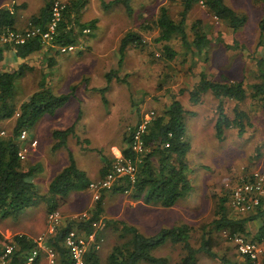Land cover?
<instances>
[{
    "label": "rangeland",
    "instance_id": "374dc122",
    "mask_svg": "<svg viewBox=\"0 0 264 264\" xmlns=\"http://www.w3.org/2000/svg\"><path fill=\"white\" fill-rule=\"evenodd\" d=\"M53 1L67 4L72 0ZM82 1L86 4L81 12V22L87 24L95 20L96 30L91 35L86 34L83 43L72 52L62 53L58 47L44 50L38 62L25 72L14 102L18 108L39 89L45 61L54 59L56 64L49 67L53 73L51 87L57 95L71 94L69 103L54 116L42 117L37 126L27 132L26 139L29 140L26 142L35 141L36 145L30 147L29 144L21 159L25 167H41V173L34 179L40 195L47 194L46 166H57L60 170L61 166L68 163L69 156L77 164L80 159L84 172L95 174L90 183L98 184L102 181L98 175L102 165L101 156H120L121 133L127 127L135 126L141 118L148 121L161 114L170 105L172 96H176L190 114L186 116V125L187 140L192 145L188 155L194 187L191 197L168 209L136 202L129 194L108 192L103 200V218L125 221L147 236H154L163 228L187 225L193 229L191 242L195 247L200 245L201 236L206 231L213 251L220 258L242 261L234 238L227 232L213 230L211 222L215 219L218 197L229 193L237 182L253 172L264 171L263 102L252 97L240 104L224 100L226 114L232 118L234 107L238 105L240 110L249 115L251 127L242 137L237 136L234 128L229 129L225 139L218 140L215 130L218 101L208 94L199 104H192L189 95L181 91L191 88L194 83L190 71L191 61H185L181 56L173 61L163 60L160 46L155 42L157 32L147 30L152 27L160 8L164 6L178 20L180 0H132L129 3L131 13L127 12L123 3L109 4L114 0ZM225 1L229 6L240 11L242 9L247 18L245 27L235 36L200 4L187 17L188 31L195 21L201 20L214 42L218 33L224 34L222 39L226 42L213 44L208 62L195 59L197 71L205 72L210 80L217 82H243L248 94L252 95L253 86L258 82L257 63L264 56V42L259 46V22L264 18V4L260 0ZM45 3L46 0H0V8H18L13 9L15 26L22 32L26 30L30 18L38 15ZM130 30L138 31L144 46L128 49L124 64L119 67L120 40ZM173 43L175 49L181 52L179 42ZM111 70H118L120 80H113L108 85L105 73ZM105 88L106 91L101 93ZM73 124H76L75 136L69 137L66 147L53 152L52 128H68ZM13 126L12 119L0 121V132L6 135ZM18 143L21 148L23 141L19 140ZM51 171L56 170L49 169V173ZM96 200L95 191L88 188L82 193L70 194L67 200L59 201L53 213H58L62 219L83 218L94 207ZM227 207L231 217L251 214H241L233 208L231 201ZM49 215L46 203L39 199L18 219H0V246L4 240L16 234H27L34 240L47 238L50 234ZM103 227L100 225V229H104V237L98 247L102 264L118 243L113 229ZM259 228V223H249L244 236L257 239ZM183 253L180 245L171 243L157 251V254L169 257L170 264H180ZM198 264L223 263L201 253Z\"/></svg>",
    "mask_w": 264,
    "mask_h": 264
},
{
    "label": "trees",
    "instance_id": "16d2710c",
    "mask_svg": "<svg viewBox=\"0 0 264 264\" xmlns=\"http://www.w3.org/2000/svg\"><path fill=\"white\" fill-rule=\"evenodd\" d=\"M132 0H114L109 4L123 3L127 12L131 13L129 3ZM264 4V0H260ZM55 1L46 0L44 8L38 15H33L26 30L22 32L15 26V12L9 7L0 8V121L12 119L14 126L5 136L0 137V219H18L27 209L35 205L39 199L46 203L49 214L57 209L61 200H67L70 194L89 188L90 180L84 171L78 169L75 160L70 156L69 165L58 173L50 182L48 193L40 195L35 177L41 173L40 166L25 167L19 157V137L22 132L32 131L44 116L52 117L69 101L71 94L57 95L52 82V67L54 59H47L42 68V78L39 89L28 100L23 101L18 108L15 106L18 86L25 72L30 70L42 52L47 48L41 35L30 36L23 43L2 41L3 36L10 32L23 33L32 28H38L42 33L49 32L52 22V7ZM86 2L72 0L61 11L52 34L51 44L55 47L78 46L83 43L86 29L90 35L96 30V21L87 24L81 22V12ZM198 4L197 0H180L181 11L176 20L169 9L161 7L152 27L147 30L157 32L155 42L160 46V55L166 62L179 56L185 61H191L190 71L194 81L191 88L181 90L189 95L192 104L197 105L205 95H211L218 101V118L215 124L216 137L222 141L226 131L234 128L237 136L245 135L251 127L249 115L234 107V116L230 118L224 107V100L240 104L252 97L263 102L264 109V56L258 60V82L253 86L252 95L248 94L243 82H217L210 80L203 71H197L195 59L209 60L214 43L226 44L224 34L218 33L216 42L209 35L201 20L195 21L187 30V17ZM207 12L213 15L233 36L242 30L247 18L230 7L225 0H205ZM260 44L264 42V18L259 22ZM24 33L23 35H26ZM179 42L181 52L174 47L173 42ZM237 42V41H235ZM144 46L142 36L138 31L130 30L124 34L118 47V66L124 64L128 49ZM227 48L231 49L229 45ZM11 64V65H10ZM49 64V65H47ZM118 70L105 73L109 85L113 80H120ZM106 91L102 89L100 92ZM106 102V99H104ZM190 115L176 96L165 110L152 117L151 121L140 131L142 118L134 126L127 127L122 133L120 154L125 161L136 167L134 180L130 176L118 178L109 189H102L94 207L86 212L83 218L69 219L54 228L46 238V246L58 256L57 264H73L64 242L67 235L75 230L84 236L96 234V241L90 245L86 253V264H102L96 245L104 237L100 229L111 227L117 234L118 243L113 246L104 264H170L169 257L157 254L166 244L180 245L182 259L180 264H198L201 253L223 264H248L246 258L242 261H232L220 258L212 249L209 233L204 231L200 245L195 247L191 242L193 229L187 225H175L163 228L154 236H147L135 226L125 221H108L103 218V200L107 192L129 194L132 200L143 202L148 206L173 208L179 202L187 200L193 193V183L190 178L191 169L188 155L192 145L187 140L186 116ZM191 115H194L191 113ZM75 136L74 127L66 130H54L52 137L56 141L53 150L66 147L68 138ZM140 146V150L136 146ZM101 154V153H100ZM102 155V154H101ZM104 156V155H103ZM105 160L101 180L113 172L118 159L113 157ZM232 188L229 193L217 198L214 211L215 219L211 227L217 232H227L231 237L236 234L245 235L251 222L260 224L259 236L264 232V198L259 207L248 216L231 217L228 203L231 201ZM258 236V238H259ZM12 247V252L5 258L6 264H24L30 253L38 247L34 239L25 234H16L9 240H4L0 246V257L6 246ZM39 263V257L33 264Z\"/></svg>",
    "mask_w": 264,
    "mask_h": 264
},
{
    "label": "built area",
    "instance_id": "2783aa9c",
    "mask_svg": "<svg viewBox=\"0 0 264 264\" xmlns=\"http://www.w3.org/2000/svg\"><path fill=\"white\" fill-rule=\"evenodd\" d=\"M198 4L205 6V0H197ZM66 7V4L55 2L52 7V22L49 27V32L42 33L38 28H32L23 33H14L10 32L8 36H3L2 41H16L17 43H23L26 38L35 35H41L43 42L47 45V48L55 47L51 44L52 34L55 31L57 22L60 20L61 11ZM27 33L26 35H23ZM85 34H90V30L86 29L84 31ZM46 48V49H47ZM45 49V50H46ZM60 52L62 53H69L76 49V46H68V47H58ZM152 119V118H151ZM144 120L143 124L139 127V132L136 136L140 134L145 126L151 121ZM4 132H0V137L4 136ZM27 132H22L19 140H22L21 148L19 149V157L21 159L24 158L26 152L28 150V145L30 147H35L36 142H26ZM136 149L139 151L140 146L137 145ZM118 159L116 165L113 168V172L107 176L106 179L100 181L98 184L91 183L89 188L95 191L96 199L99 197V193L102 189H109L114 182L122 177V176H130L132 180H134L136 167L132 166L129 161H125L121 154ZM264 198V171H256L253 172L250 176L246 177L240 182H237L232 190L231 195V205L241 214L250 213L256 210L257 207L260 206L262 199ZM85 216V215H84ZM50 222V233L54 231L56 226H59L64 219L59 217L58 213H51L49 216ZM235 246L237 247L238 253L240 257L246 258L248 260V264H264V232L259 236L257 239H248L244 235L236 234L233 236ZM96 241V234L95 232L92 235L84 236L81 233L73 230L71 231L66 239H65V246L69 251V255L73 264H86V253L94 242ZM35 242L38 244V247L33 250L27 261L24 264H33L37 257L40 254L41 250H45L48 253L50 261L49 264H57L56 262V253H54L51 249L46 246V238L39 237ZM97 249L99 247V243L97 242L96 245ZM12 247L6 246L4 253L0 257V264H6L5 258L11 254Z\"/></svg>",
    "mask_w": 264,
    "mask_h": 264
},
{
    "label": "crops",
    "instance_id": "0c3cea01",
    "mask_svg": "<svg viewBox=\"0 0 264 264\" xmlns=\"http://www.w3.org/2000/svg\"><path fill=\"white\" fill-rule=\"evenodd\" d=\"M230 7H232L233 9H235V11H237L238 13H242L243 14V12H242V9H241V11L239 10V9H236V8H234L233 6H230ZM46 51V50H45ZM213 54H214V52H213ZM11 65V64H10ZM68 103H69V101H68ZM64 107V106H63ZM56 114V113H55ZM76 125V124H75ZM74 124L73 125H71V127H74L75 126ZM71 127H68V128H71ZM68 128H61V129H57V128H52V130H51V141H52V151L53 152H58V150H60V149H63V148H60V149H58V150H53V147H54V145L56 144V141L53 139V137H52V132L56 129V130H66V129H68ZM123 133V132H122ZM122 133H121V142H122ZM68 141H69V138H68ZM68 141H67V144H68ZM67 146V145H66ZM89 151V150H88ZM120 152V151H119ZM103 157H107L108 159H112V158H110V157H108V156H101V160L103 161H101V163H102V165H101V167H100V169L98 170V175H99V177H100V173H101V170H102V168L105 166V160H104V158ZM69 158H70V156H69ZM68 158V159H69ZM75 160V159H74ZM78 161V164L76 163V161H75V163H76V165H77V167H78V169H80L81 171H84V167H83V165L81 164V162H80V159H78L77 160ZM69 165V160H68V163L67 164H65V165H63V166H61L60 167V170L57 168V166H54V167H52V168H48L49 166H46V193H48V189H49V185H50V182L52 181V179L58 174V173H60L64 168H66L67 166ZM49 169H51V170H56V171H51L50 173H49ZM83 169V170H82ZM86 175H87V177L89 178V180H90V182L92 181V179H93V176H95V174H92V172H89V173H87L86 172ZM101 178V177H100ZM37 185V184H36ZM88 190V188L87 189H85V190H83V191H78V192H74V193H72L73 195L74 194H78V193H82V192H84V191H87ZM108 194V192L106 193V195ZM111 194H113L112 192H111ZM106 195H105V197H106ZM254 212V211H253ZM252 223H255V222H252ZM260 229V228H259ZM27 235V234H26ZM28 237H31V238H33L32 236H30V235H27ZM258 236H259V231H258V233H257V235H256V237L258 238ZM252 239H255V238H252ZM57 255V254H56ZM39 263L38 264H49V261H50V258H49V255H48V253L47 252H45V250H41L40 251V254H39ZM37 257V258H38ZM1 262V261H0ZM56 262H58V256H56Z\"/></svg>",
    "mask_w": 264,
    "mask_h": 264
}]
</instances>
